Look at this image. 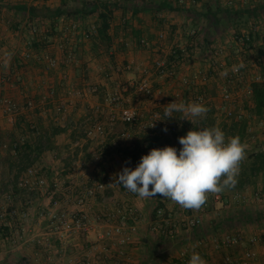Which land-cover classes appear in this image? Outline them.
I'll use <instances>...</instances> for the list:
<instances>
[{"label": "crops", "instance_id": "obj_1", "mask_svg": "<svg viewBox=\"0 0 264 264\" xmlns=\"http://www.w3.org/2000/svg\"><path fill=\"white\" fill-rule=\"evenodd\" d=\"M34 1H37L40 6H49L50 2L53 0H0V97H8L12 101L19 100L20 103L26 102L30 104V102L37 103L40 99V93L44 94L46 88L49 89V87H54L57 93L49 99L45 105L41 106L37 103V105L33 106V110L38 112L33 117L24 114L17 105L19 111L16 116L21 114V112L25 115L23 118L21 116L18 122H16L15 118L12 119L11 116H7L0 108V134L2 133V136L0 135V154L6 151L2 147L5 142L8 143L7 145H10V143L14 142L19 137L24 136V134H27L25 136V141L31 147H36L39 141L42 143L44 142V144L48 142V145L50 143V147L53 151L45 149L36 160L34 166L38 168L40 173L46 178L49 185L48 190L51 194L48 195L37 191L30 195L15 187L12 189L10 203L8 204L5 202L8 205V210L17 211V209L13 208L11 202L20 196L26 198L24 202L26 207L23 209H20L22 208L20 207L19 209L21 211L29 209V215L32 217L30 222L23 225L26 230L23 234V236H25L19 239L16 248L9 246V236H6L8 228L7 230H2L1 233L3 234L2 236L0 235V264H19L22 261H26L27 264H68L67 261H69V257H81V255H83L81 251L83 248L82 246L79 247V244L84 245V248L95 245L97 243L96 241L92 239L87 241L83 234L70 236L65 244H61L56 237L52 235H48L46 238L43 234L49 227V222L43 217H39L40 212L46 210L47 206L53 201H57L62 208H72V202L66 201L65 198L67 192H69V195L77 194L83 187L88 186V182L92 183L90 181L103 183L105 186L104 197L106 196L107 199L105 202H102L101 196L97 195L83 207L91 216V220H97L98 216L101 217L102 213L113 205L126 207L130 204H134L145 217V221L139 225V230L134 235L133 243L124 247V256L121 259V264H166L170 258L177 255L182 245L187 242L189 233L185 232L183 227H179L177 233L172 237L158 236L149 231L148 221L153 220L152 211L155 207H166L176 211V206L170 200L164 199L159 195L151 199H140L130 192L122 191L120 188L121 185L115 183L118 179L117 174L120 173L123 168L129 167L134 169L139 164L141 157L145 155V152L141 149L142 137L130 131L132 140L125 142L123 144L124 146H122L119 151L112 154L109 150L110 142L120 131V124H116L114 130L107 135L102 145H97L94 142L86 140L84 135L76 130L75 126L85 117L92 115L93 106L101 103L106 93L113 91L117 87L122 88L127 86L128 83L137 81L139 79V71L142 68H147L149 72H152V62L155 56H160L163 52L164 54L161 58L167 56L170 47H186L190 60L188 64L182 65L178 72H181L179 75L184 74L186 76H191L195 71L199 70V57L196 56L199 50L193 53L192 45L190 44L191 38L186 35L187 29L193 28L197 30L198 33L200 31L204 34L206 28L199 24L201 19L215 22L219 21L221 18H226L230 21L237 20L233 11L246 9H253L252 13L239 19L240 22L237 29L244 27L250 18H255L257 21L264 23V0H232L233 5L231 7L225 6L224 0H195L196 4L187 7H182L176 3L174 5L170 4L172 0H145L143 4L139 2L135 4V0H122L121 4L118 5L121 8L115 11L114 17L110 23L109 34L114 38V42L108 53L112 55L118 52L123 62L126 64L128 63L125 69H129V67L134 69L137 79H133L131 76L121 77L120 75L113 77L114 79L117 78L118 84H115L111 89L109 88V82L112 78L107 75L108 73H104V77L102 78L96 76L92 61H87L82 56L83 53H88L87 50L90 49L91 41L78 43L77 40H69L67 41V49L63 50V52L55 47V41H59L58 39L62 34L60 30L61 25H59L58 22H60L61 19L65 22L75 19L60 18L55 23L54 29L44 27L45 31L42 33L41 37L44 38L43 40L45 42L40 43V45H44V47L39 48V50H34L30 47V40L33 36L30 31H27L25 28L27 13L22 12L19 8L22 6L37 7ZM55 1L58 6L62 0ZM134 6H139L141 9L136 14L132 13ZM129 8H131L130 13L128 10ZM6 21H10V23L13 24L11 29L5 26L4 22ZM90 21L92 20H80L79 23H82V29H87L89 26H86L85 22ZM237 29L229 26L228 31ZM160 31L165 33V37L162 40H159L157 36ZM167 36L170 39L168 43L165 42ZM78 37L79 36H76L75 38ZM223 37L226 38V33H224ZM140 39H145L149 46L142 47L144 48L142 49L139 45ZM213 40L222 43L219 42L220 40L217 38ZM6 52L14 53L10 67L7 70L3 68V59ZM25 53H30L31 57L26 59L23 55L21 58L20 56ZM263 53L264 49H257L253 52L254 58L257 61L261 58L264 59ZM68 54L73 56L76 61L75 64H68L65 62L64 57ZM44 55L55 57L59 61V65L55 69L46 70L42 61L36 59L40 56L42 58ZM104 65L108 66L106 63H104ZM82 67L84 73L81 75L82 78H79L77 77L79 75L76 74L79 68L81 69ZM104 68L105 67H103V69ZM98 70L100 69L98 68ZM116 70H119V68H116ZM257 71L264 73V64L260 63ZM252 72L253 70L251 73ZM65 73L67 79L62 78ZM152 76H154V74H152L151 77ZM166 81L169 83H166L159 89L155 87L159 84L156 78L151 79L153 89L157 91L155 95L156 99L164 102L166 97L172 95L176 91H181V94L184 96L186 92L183 90L179 80H169L166 78ZM69 85L79 86L83 88L84 91L87 87H92L96 92L92 95H87L85 93L82 98H72L68 101L66 113L63 116L59 114L56 115L54 113V106L61 97L65 96L64 93ZM218 85L219 83L212 82L211 90H208V92L213 94V91H216ZM42 89L44 90L41 92ZM60 91L61 93H59ZM123 95L130 97V101L136 99L130 94V91L123 93ZM139 105V109L142 110L141 113L146 115L150 109L149 103L141 101ZM12 117H15V115ZM255 117L258 118L256 115ZM30 122L36 124L34 125L36 127L35 132L29 130L28 126L31 124ZM54 127L60 129V131L53 134ZM27 129L29 130L28 133L26 131ZM232 129L233 128H230L227 131L230 132ZM33 133H35V135H33ZM259 133L260 130L257 128L254 134L259 136ZM182 134L184 133L182 132L176 135V137L179 138ZM4 138L6 139L5 141ZM143 140L148 142L150 150L161 146H170V141L166 137L154 136L146 139L143 138ZM259 145L263 147L262 149L264 151V142ZM99 148L103 149L102 161L98 164L90 163L89 159L91 152ZM9 150L8 148V151ZM247 150V153L252 155L254 147L252 146ZM8 154V157L6 156L7 159L5 157L7 164L4 166L6 173L0 174V191L7 189L6 184L12 179L13 175L17 173L14 166H11L16 164V158L10 153ZM249 155L247 157L248 159L243 162L249 163ZM76 165L82 167L77 169ZM44 174H46V176ZM263 175L264 171L251 177V180L255 183V188L257 185H259L258 189L262 188L260 185L264 184ZM53 183L58 184L56 190L52 188ZM249 186L250 184L247 182L242 187H234L219 193L221 199L218 202H211L217 214L214 210L206 213L203 217L202 224L194 231L193 237L218 236L219 234L217 233L221 231L220 228L223 229L225 226V228L237 229V224L233 222H236L237 218L240 217L242 226L247 219V221L251 222L252 231L256 232L250 236H246V238L256 235L260 239L261 244V241H264V231H262V229L264 230V215H256L253 213L252 219L249 220L245 215V211L236 213L237 211L233 210L234 212L231 211L232 213H229L228 208H225L223 205L225 200L230 198L234 192H248ZM250 187L252 190L253 186ZM247 192H245V196H248ZM209 196L212 198L211 194H209L208 197ZM151 204H153L154 207L149 209V205ZM177 212L178 211L175 213L177 216L183 214ZM185 212H190V210H185ZM222 222L227 224L223 225ZM241 225L240 228H242ZM14 226L15 223L12 222L13 229ZM34 232H37L36 235H39L42 241L47 240L46 243L42 242V244L37 245L32 240ZM245 245L249 246L248 244ZM261 246H256L258 256L251 264H261L259 261L264 259L262 252L264 244L262 247ZM2 248H7V250H2ZM244 248L245 247L237 248L239 251L231 252L233 255H237ZM210 250V248H207L202 253V257L208 263L218 261ZM116 256L115 250H111V258L105 260L104 264H107L108 261L111 262ZM81 259L83 260L84 256H82Z\"/></svg>", "mask_w": 264, "mask_h": 264}, {"label": "built area", "instance_id": "obj_2", "mask_svg": "<svg viewBox=\"0 0 264 264\" xmlns=\"http://www.w3.org/2000/svg\"><path fill=\"white\" fill-rule=\"evenodd\" d=\"M117 5L121 4L122 0H112ZM178 4L182 7H187L196 4L195 0H176L171 1L170 4ZM227 7L233 5L232 0H224ZM61 30V37L59 41H55V47L63 52L67 49V41H75L78 43H86L91 41L93 35L96 34V26L90 24L87 29L81 27L78 21L70 20L65 22L63 19L58 22ZM33 38L31 40L40 41L44 39L41 37L45 31L44 27L33 26L29 28ZM186 35L191 38L190 44L192 51L195 53L199 50V70L195 71L191 76L184 74L179 75L178 80L186 92L183 96L181 91H176L172 95L165 98L164 102L155 98L156 92L151 83V75L156 77H165L169 80L177 78V69L188 64L190 57L187 53L186 47H179L182 58L168 61L166 59L158 58L152 62V72L147 68H142L139 71V79L135 82L128 83L122 88L117 87L113 91L106 93L103 96L102 102L93 106V113L85 117L82 121L76 124V130L84 135L86 140L102 145L111 133L116 124L121 125L120 131L111 139L110 152L115 153L121 149L125 142L131 141V132L142 137L141 149L148 154L150 148L148 142L144 139L158 136L166 137L170 141V146L179 149L178 137L176 135L189 130H198L204 126H219L227 135V130L245 124V134L253 143V153L263 152L260 139L264 140V116L262 118L253 119L252 122L249 110L253 108L251 100L250 85L253 83L264 84V73L258 70L260 63L264 64V59L257 61L254 58L253 52L259 48L264 49V23L257 21L255 18H250L244 27L237 30H229L226 32V39L222 43L217 40L205 41L203 34L193 28H188ZM79 36L78 38H75ZM158 39L162 40L165 33L160 31ZM141 47H148L149 44L145 39L139 40ZM174 52V48L170 47L167 54ZM24 57L30 58V53L22 54ZM167 55V56H168ZM253 55V56H252ZM65 62L68 64H75L71 54L65 55ZM44 64L46 70L55 69L59 65V61L55 57L44 55L36 58ZM262 60V61H261ZM241 62L245 67L236 70L237 65ZM253 72L251 73V71ZM227 73V75H225ZM176 76V77H175ZM67 79L66 73L62 76ZM217 82L219 85L216 91L210 94L211 83ZM130 91L134 96V101H130V97L124 96L123 93ZM66 95L61 97L54 106V113L63 116L66 113L68 101L72 98H82L85 93L92 95L96 90L92 87H87L85 91L82 89H74L73 86H68ZM54 95V89L49 88L47 93H44L40 99L39 104L45 105L49 99ZM196 101L202 102L210 111L205 120H198L192 124L188 120L172 119L170 121H157L163 119L164 106L174 101ZM141 101L148 102L150 105L149 111L144 115L139 109ZM247 106V107H246ZM0 108L8 116L17 115L19 108L17 104L8 97H0ZM178 113V117H179ZM177 117V118H178ZM255 118V117H254ZM155 127H150L152 124ZM167 131H164V129ZM260 130V135L256 136L254 131ZM31 131H36L34 125H29ZM228 136V135H227ZM25 142V137L21 136L12 143V150L17 145ZM3 149L9 148V145L3 144ZM161 146L159 148H163ZM34 157V156H32ZM103 149L99 148L90 154L89 162L98 164L102 161ZM88 182V181H87ZM88 186L73 195L67 192L66 201L72 202V208L60 207L57 201L51 202L46 210L40 212L39 217H43L49 222L48 236H55L61 243L65 244L70 236L83 234L85 237L91 236L97 243L82 250L84 259L80 256L72 257L69 262L72 264H104L105 260L111 258V250H115L116 257L107 264H121V259L124 256V247L132 244L134 235L139 230V225L145 221L142 212L134 205L130 204L126 207L112 206L107 211L102 213L96 221V225L91 224V216L84 210V206L97 195L101 196L102 202H105V186L102 182L90 181ZM16 187L30 195L35 192L44 194H51L46 178L40 173L39 169L34 165L25 169L15 182L8 181L6 190L0 191V197L6 202L10 203L12 188ZM58 187L57 183L52 184L53 190ZM68 191V190H67ZM255 197H260L261 192L254 193ZM213 200L218 202L221 199L220 194H211ZM241 194L238 192L233 194V199H240ZM172 202V201H171ZM173 203V202H172ZM176 206V211L183 213L181 216L175 215L176 211L166 207H155L152 211L155 214L153 220L148 221L149 231L158 236L172 237L177 233L179 227H183L184 231L189 233L188 240L179 249L176 256L169 259L166 264H188L190 256L193 251L198 252L201 256L208 246H211L214 251H227L229 249L241 248L244 244L249 247L244 248L237 255L224 254L218 261H213L207 264H251L257 259L256 246L259 245L260 239L257 236H246L235 233H223L220 235L193 237V233L202 224L203 217L207 213L209 207L206 202L199 210H190L185 212V209L173 203ZM177 212V213H178ZM216 213V211H214ZM30 211L17 212L16 210H8V205L0 209V230L3 228L12 229V220L18 219L19 226L23 230V224L28 221ZM217 214V213H216ZM98 225V226H97ZM16 226V225H15ZM14 226V229H16ZM100 228L101 231H96L95 228ZM8 237V240H11ZM42 240V239H41ZM36 240V243L41 244L43 241ZM11 243H16L12 239ZM264 255V246H263ZM79 257V258H78ZM109 260V259H108ZM22 264H26L23 262Z\"/></svg>", "mask_w": 264, "mask_h": 264}, {"label": "clouds", "instance_id": "obj_3", "mask_svg": "<svg viewBox=\"0 0 264 264\" xmlns=\"http://www.w3.org/2000/svg\"><path fill=\"white\" fill-rule=\"evenodd\" d=\"M13 55L5 53V70L10 67ZM235 67L238 71L245 65L241 62ZM209 111L202 102L174 101L164 106V118L157 121L180 119L195 124L205 120ZM174 113H179V117ZM178 140L179 149L172 146L152 148L134 169L123 168L115 183L140 199L159 195L185 210H199L206 204L209 194H219L236 186L248 149L238 135L227 136L219 126H204L189 130ZM188 264H207V261L193 251Z\"/></svg>", "mask_w": 264, "mask_h": 264}, {"label": "rangeland", "instance_id": "obj_4", "mask_svg": "<svg viewBox=\"0 0 264 264\" xmlns=\"http://www.w3.org/2000/svg\"><path fill=\"white\" fill-rule=\"evenodd\" d=\"M65 1H67V8L68 9H71V8H73V7H80V5H82V3H93V2H97V1H99V0H65ZM81 1H83V2H81ZM102 1V0H101ZM34 3H36V5H37V7H41V6H47V5H39L38 3H37V1H34ZM57 2L55 1V0H53L52 2H50V4H49V6L48 7H52V8H54V7H56L57 6V4H56ZM129 10V13H130V11H131V8H129L128 9ZM213 10V9H212ZM94 17H95V15L94 16H90V18L89 17H87L86 19H84V20H88V19H91L92 21H90V22H85L86 23V26H89L91 23H93V19H94ZM81 21H82V19H81ZM4 24H5V26L8 28V29H11L13 26V24L12 23H10V21H6V22H4ZM199 24H201L203 27H205L206 29H205V33L203 34V37H204V40L205 41H209V40H213L214 38H217V39H219L220 41H224L226 38H224L223 37V35H224V33H226L227 31H228V29H229V26L230 27H232V28H235L234 26H232L231 25V21L230 20H228V19H226V18H221L219 21H212V20H205V19H201L200 21H199ZM227 30V31H226ZM26 31V30H25ZM224 38V39H223ZM168 40H170L169 39V37L167 36V38H166V40H165V42L166 43H168L169 41ZM137 45V44H136ZM168 45H170V44H168ZM142 48V47H141ZM142 49H144V48H142ZM87 50V49H86ZM136 50H139V49H136ZM146 50V49H145ZM166 50V49H165ZM164 50V51H165ZM88 51V53L87 54H82V56L88 61H92V63H93V66H94V72H95V75L96 76H98V77H100V78H102V77H104V73H108L107 75L110 77V78H112L111 80H110V82L113 84H111L109 81V84H110V89L111 88H113L114 86H115V84H118L117 82H118V80H117V78H113V77H116V76H121V77H129V76H131L133 79H137L136 78V71L134 70V69H132L131 67H129V69H125V67H127L128 66V63L126 64L125 62H123V59L122 58H120V54L118 53V52H116V53H114V52H112V53H114V54H112V55H110L108 52L107 53H102L100 56H95L94 55V52H92L91 51V45H90V49H88L87 50ZM163 54H164V52L162 53V55H157V56H155V59H158V58H161L162 56H163ZM196 56L197 57H199V53H196ZM21 58L23 57V55L22 56H20ZM165 57H167V56H165ZM165 57H163V59H166ZM154 59V60H155ZM195 59V58H194ZM197 59V58H196ZM102 61V62H101ZM104 63H106V64H108V66L107 65H104ZM130 65V64H129ZM110 66V67H109ZM103 67H105L104 69H103ZM98 68L100 69V70H98ZM116 68H119V70H116ZM178 70H179V68L177 69V71L175 70V72L177 73L176 74V76H177V78L175 79V80H178V77H179V73H181V72H178ZM78 72V71H77ZM94 74V73H93ZM76 75H79V76H77V77H79V78H82L81 77V75H80V72H78V74H76ZM175 76V77H176ZM77 77H75V78H77ZM108 77V78H109ZM153 78H156V80L159 82V84L158 85H156L155 87L156 88H161V87H163L166 83H169V82H167L166 81V78L165 77H162V78H157L155 75L154 76H152L151 77V79H153ZM122 79H125V78H122ZM76 80H78V79H76ZM123 81V80H122ZM160 82H161V84H160ZM175 83V82H174ZM74 87V89H77V90H82L83 88H81V87H79V86H73ZM49 88H51V87H49ZM86 88V87H85ZM52 89H54V87L52 88ZM172 89V88H171ZM44 89H42L41 90V92L43 91ZM55 90V89H54ZM45 91V93H47L48 91H49V89H45L44 90ZM171 92V91H170ZM56 90L54 91V95L53 96H55L56 95ZM59 93H61V91L59 92ZM66 93V92H65ZM64 93V95H66ZM63 94V93H62ZM41 95H43V93H40V97H41ZM52 96V97H53ZM51 97V98H52ZM18 106H19V108H21V111L22 112H24V114H28L29 116H35L38 112H36L35 110H33V106H35V105H37V103H38V105H40L39 104V101L37 102V103H33V102H30V104H27L26 102H24V103H20V101L19 100H15L14 101ZM35 102V101H34ZM142 111V110H141ZM22 112H21V114H18V116H16L15 115V117H12L11 116V118L13 119V118H15L16 119V122H18L19 121V118H21V116H22V118L25 116L24 114H22ZM249 112H250V114L252 115V117H251V120H252V122L250 123V125H254V120L253 119H255L256 117H255V114L253 113V111H252V109H250L249 110ZM8 116V115H7ZM174 116H176V117H178L177 116V113H174ZM10 117V116H9ZM255 117V118H254ZM31 121H32V119H31ZM31 124L30 125H36L34 122H30ZM23 126H25V125H23ZM29 127V126H28ZM30 130V129H29ZM29 130L27 129L26 131H27V133L29 132ZM238 126H236V127H234L230 132H228L227 133V135L228 136H236V135H238L239 136V134H238ZM184 133V132H183ZM4 134V133H3ZM32 134V133H31ZM1 136H2V133L0 134ZM27 134H24V137L26 136ZM30 135V134H29ZM33 135H35V133H33ZM185 134H182V136H184ZM31 136V135H30ZM6 138V137H5ZM4 138V141L6 140ZM25 139H26V137H25ZM16 141V140H15ZM242 142H244V143H247V145H248V149H250V147H254V146H257L258 145V142L257 143H253L252 142V140H250L249 138H248V136L245 134V132H244V135H243V138H242V140H241ZM259 141H261L260 143H262V142H264V141H262L261 139L259 140ZM5 144H8V143H6L5 142ZM4 150H6V151H3V153H1L0 154V166H1V170H0V174H5L6 172H5V170H4V166H5V164H7V157H8V148L7 149H4ZM248 151V150H247ZM248 153H247V157H248ZM7 156V157H6ZM5 157H6V159H5ZM248 158H246L245 159V161L247 160ZM243 165H246V162H243ZM77 166V167H76ZM75 167L77 168V169H80L82 166H80V165H76ZM45 176H46V174H44ZM263 177H264V175H263ZM255 183L254 184H250V186H253L254 187V189H253V187H252V190H251V187L249 186V190H248V192L247 191H245V192H247V195L248 196H245L246 195V193L245 192H239V191H237L239 194H241V195H243V196H241V198L239 199H233V194L230 196V198H228L227 200H225V202H224V206H225V208H228V210H229V213H232L231 211H237L236 213H240V211H245V215H246V217L247 218H249V220L250 219H252V217H253V213H255L256 215H264V196H263V194H262V192H261V189H258L259 188V185H257L256 186V188H255ZM260 186H263V184H261ZM258 189V190H257ZM258 191H260L261 192V196L260 197H255V195H254V193H256V192H258ZM234 193H236V192H234ZM245 196V197H244ZM244 197V198H243ZM28 200V199H27ZM26 201V198H22V197H17V198H15L14 199V201H12L11 203L13 204V208L14 209H17V211H21L20 209H23V208H25L26 207V205H24V202ZM237 201V202H236ZM211 202H214V200H213V198H211L210 196L208 197V199H207V204H208V207H209V209H208V211H207V213L208 212H211V211H215L216 209H214V207L211 205ZM236 202V203H235ZM239 202V203H238ZM7 206V204L5 203V201H3V199L1 198L0 199V209H2V208H5ZM224 206H222V207H224ZM20 207H22V208H20ZM154 207V205L153 204H151V205H149V209H152ZM20 208V209H19ZM241 209V210H240ZM233 211V212H234ZM252 213V214H251ZM224 214V213H223ZM215 216V215H214ZM32 217V216H31ZM31 217L29 216V218H28V221L25 223V225L28 223V222H30L31 220ZM215 217H217V216H215ZM223 219V218H222ZM96 221L97 220H95V221H91V224H93V225H96ZM233 221H235V220H233ZM246 221H247V219H246ZM245 221V223L243 224V226L241 225V223H242V221H241V219H240V217H238L237 218V221L236 222H233L234 224L236 223L237 224V229H233V228H225L224 226V228L222 229V228H220L221 229V231L219 232V233H217V234H223V233H237V234H241V235H244V236H250V235H252L255 231H252V229H251V222L250 221H247L246 222ZM12 222L13 223H15V228L16 229H11V230H7L6 231V236H9V237H11L13 240L15 239L16 240V243H11V241H12V239L11 240H8V242H9V246H11L12 248H16V244L18 243V241H19V239H21V238H24V236H23V234L25 233V227L23 226V230L20 228V227H22V226H19V220L18 219H15V220H12ZM223 223V225L225 224L224 222H222ZM227 224V223H226ZM225 224V225H226ZM263 224H264V222H263ZM24 225V224H23ZM240 225L242 226V228H240ZM98 226V225H97ZM96 229V231H101L100 230V228L98 227H96L95 228ZM260 229V228H259ZM262 231H264L263 229H262ZM2 232V230H0V235L2 236V234L3 233H1ZM49 233V227L47 228V230H46V232L43 234V235H47V234ZM256 233V232H255ZM37 234V232H34L33 233V238H32V240L36 243V240L37 239H40V236L39 235H36ZM78 235V234H77ZM94 234H91V236H86L85 237V239L87 240V241H89L90 239H92V240H94L92 237H94L93 236ZM0 236V237H1ZM256 236V235H255ZM46 238L48 237V236H45ZM196 237V236H195ZM41 240V239H40ZM91 240V241H92ZM42 241V240H41ZM47 241V240H46ZM46 241L44 240L43 242L44 243H46ZM37 245H39L38 243H36ZM42 244V243H41ZM263 244H264V241H261V244H260V242H259V245H257L258 247H260L261 245L263 246ZM79 247H81L82 246V248L84 249V245H82V244H79L78 245ZM261 246V247H262ZM78 247V248H79ZM242 247H249V246H246L245 244H244V246H242ZM208 248H210L211 250V252H212V254L213 255H215L216 256V258H217V260H219V258L222 256V255H224V254H232V252L231 251H239V249H229V250H227V251H220V252H216V251H214L213 250V248L211 247V246H208ZM81 249V248H80ZM80 249H79V251H80ZM82 249V250H83ZM2 250H7V248L6 249H4V248H2ZM81 250V251H82ZM204 252V251H203ZM214 253H216V254H214ZM236 254V253H235ZM82 256V255H81ZM72 257H77V256H71V257H69V259L70 258H72ZM79 258V257H78ZM264 258V257H263ZM23 262H25L26 264H27V262L26 261H22L21 263H19V264H22ZM67 263L68 264H72V263H70L69 261H67ZM259 263H261V264H264V259L263 260H260L259 261Z\"/></svg>", "mask_w": 264, "mask_h": 264}, {"label": "trees", "instance_id": "obj_5", "mask_svg": "<svg viewBox=\"0 0 264 264\" xmlns=\"http://www.w3.org/2000/svg\"><path fill=\"white\" fill-rule=\"evenodd\" d=\"M144 1L145 0H135L136 2L135 4H137L138 2L140 4H143ZM119 8L121 7H119L112 0H102V1L99 0L93 3H82L80 7H73L71 9H68L67 1L62 0L60 1L59 5L54 8L48 6H41V7L22 6L19 9L22 12L27 13V21L25 23V28L27 31H29V28L33 26H37V27L43 26L52 29L55 23L60 18H73L75 19V21L80 22L81 19L83 20L86 19L87 17L95 15L92 24L96 26V34L93 35L91 38V51L94 52L95 56H100L104 52L107 53L114 42V38L109 34L110 23L112 21V18L114 17L115 11ZM140 10L141 9L139 8V6H134L132 13L136 14ZM252 10L246 9V10L233 11L235 18L237 19L231 21V25L235 27L234 29L238 28L240 22L239 19L243 18L245 15H250L252 13ZM44 42L45 41L43 39H41L39 42L30 40V47L33 48L34 50H39V48L44 47V45H40V43H44ZM180 58H182V54L180 50L176 47L174 48V52L168 55L167 60L172 61ZM78 72H80V75H82L84 73L83 67L81 69L79 68ZM250 90H251V100L253 104L252 111L258 118H262L264 116V84L253 83L250 85ZM238 129H239L238 130L239 137L242 140L245 132V124L244 123L240 124L238 126ZM59 131L60 129L55 127L53 128V134ZM12 143H10L9 145L10 150L8 151V153H10L13 157L16 158V164L11 166H14L17 172L16 174L13 175L12 179L10 180L12 182H15L18 176L25 169L34 165L36 160L39 158L40 154L45 149H49L50 151H53V149H51L50 147V143L48 145V142L47 144H44V142L42 143L39 141L36 147H31L25 141L23 144L17 145V147L14 150H12ZM249 156H250L248 161L249 163L248 164L246 163V165H241V172L238 177V183L236 184L235 187H242L247 182H249V184H253L254 182L251 180V177L259 172L264 171V151L257 152L255 154L253 153L252 155ZM120 188L122 191L128 192L126 189L123 188L122 185ZM261 192L264 196V184L261 188ZM154 215L155 214L153 213V218H155ZM2 230H7V228Z\"/></svg>", "mask_w": 264, "mask_h": 264}]
</instances>
